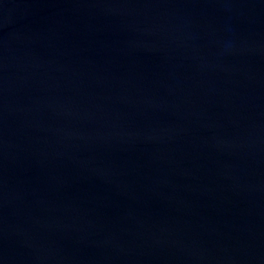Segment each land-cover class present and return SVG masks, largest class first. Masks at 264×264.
Listing matches in <instances>:
<instances>
[{
	"label": "water",
	"instance_id": "95a60500",
	"mask_svg": "<svg viewBox=\"0 0 264 264\" xmlns=\"http://www.w3.org/2000/svg\"><path fill=\"white\" fill-rule=\"evenodd\" d=\"M0 264H264V0H0Z\"/></svg>",
	"mask_w": 264,
	"mask_h": 264
}]
</instances>
